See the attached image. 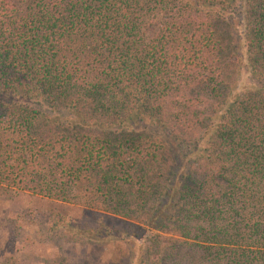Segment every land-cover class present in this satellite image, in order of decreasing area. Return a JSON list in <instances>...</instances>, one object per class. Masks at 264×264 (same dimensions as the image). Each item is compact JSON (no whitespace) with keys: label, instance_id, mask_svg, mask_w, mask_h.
I'll list each match as a JSON object with an SVG mask.
<instances>
[{"label":"trees","instance_id":"1","mask_svg":"<svg viewBox=\"0 0 264 264\" xmlns=\"http://www.w3.org/2000/svg\"><path fill=\"white\" fill-rule=\"evenodd\" d=\"M0 191L117 264H264V0H0Z\"/></svg>","mask_w":264,"mask_h":264},{"label":"rangeland","instance_id":"2","mask_svg":"<svg viewBox=\"0 0 264 264\" xmlns=\"http://www.w3.org/2000/svg\"><path fill=\"white\" fill-rule=\"evenodd\" d=\"M242 79L250 82L245 76ZM91 217L79 207L0 191V264H117L121 251L114 244L79 241L74 231L68 234L64 229L47 234L60 218L90 227L94 225ZM99 223L111 228L119 225L108 218H99Z\"/></svg>","mask_w":264,"mask_h":264}]
</instances>
